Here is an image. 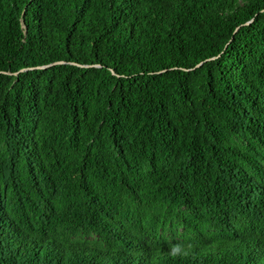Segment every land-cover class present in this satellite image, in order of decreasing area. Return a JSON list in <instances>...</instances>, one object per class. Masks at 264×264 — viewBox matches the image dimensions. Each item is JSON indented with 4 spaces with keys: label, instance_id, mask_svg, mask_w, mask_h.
I'll use <instances>...</instances> for the list:
<instances>
[{
    "label": "trees",
    "instance_id": "1",
    "mask_svg": "<svg viewBox=\"0 0 264 264\" xmlns=\"http://www.w3.org/2000/svg\"><path fill=\"white\" fill-rule=\"evenodd\" d=\"M0 264H264V0H0Z\"/></svg>",
    "mask_w": 264,
    "mask_h": 264
},
{
    "label": "clouds",
    "instance_id": "2",
    "mask_svg": "<svg viewBox=\"0 0 264 264\" xmlns=\"http://www.w3.org/2000/svg\"><path fill=\"white\" fill-rule=\"evenodd\" d=\"M174 251H178V249H174Z\"/></svg>",
    "mask_w": 264,
    "mask_h": 264
}]
</instances>
